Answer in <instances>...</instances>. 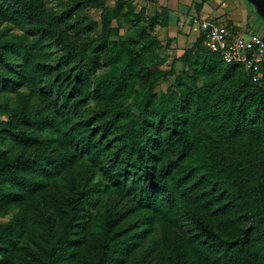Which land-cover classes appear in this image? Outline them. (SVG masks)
I'll return each mask as SVG.
<instances>
[{
	"label": "trees",
	"instance_id": "obj_1",
	"mask_svg": "<svg viewBox=\"0 0 264 264\" xmlns=\"http://www.w3.org/2000/svg\"><path fill=\"white\" fill-rule=\"evenodd\" d=\"M245 2L264 26L256 7ZM0 16L58 32L82 64L72 86L80 92L83 84L94 83L100 98L96 113L102 117L99 129L89 124L90 116L72 119L76 106L64 105L69 96L60 85L56 94L50 91L54 113L26 102L7 109L0 131L21 148L0 147V216L14 211L0 222V264H127L130 253L129 264H264V73L253 80L241 64L208 49L198 34L180 57L187 70L156 91L175 69L173 63L152 68L142 59L143 51L159 44L147 30L151 21L131 36L113 38L118 29L111 23L120 12L107 8L98 36L77 43L60 34L56 23L62 15L51 13L45 0H0ZM105 51L108 69L96 74ZM31 57L24 40L0 38V91L31 85L36 72ZM18 63L21 68L15 69ZM89 92L82 91L86 99ZM112 185L136 195L141 217L132 225L137 229L120 237L114 226L125 211L106 207L90 245L78 233L79 222L91 214L103 186ZM51 186L63 199L55 201L60 225L47 239L35 240L30 260L19 240L30 232L31 204ZM179 215L197 230L189 253L168 236L167 221ZM241 218L248 222L241 233L223 229ZM156 225L161 239L153 233Z\"/></svg>",
	"mask_w": 264,
	"mask_h": 264
},
{
	"label": "rangeland",
	"instance_id": "obj_2",
	"mask_svg": "<svg viewBox=\"0 0 264 264\" xmlns=\"http://www.w3.org/2000/svg\"><path fill=\"white\" fill-rule=\"evenodd\" d=\"M45 2L51 13L62 15V20L56 23L60 34L69 36L77 43L90 41L98 36L101 28L100 16L107 8L116 7L120 12V16L113 18L111 23L118 29L113 38H126L135 34L142 24L145 23L148 27L150 21L154 23V26L147 30L150 35L157 37L159 44L153 50L143 51L141 57L152 68L169 66L173 63L175 69V73L162 81L156 87V91L166 89L175 74H181L188 68L187 62L180 57L198 35L197 27L191 23L192 16L216 19L221 23L232 22L246 29L260 32L264 30L261 20L254 12V7L247 5L245 0H45ZM0 38L27 42L32 52L31 62L35 64L36 70L32 76L31 85H22L17 90L0 91V120L7 119V109H12L24 102L28 106H38L54 113L56 102L50 91L56 94V85H60L65 87L69 96V101L64 105L70 106L71 109L73 105L76 106L72 119H85L90 116L89 124L99 129L102 117H99L96 111L100 108V98L92 91L94 83L88 82L82 86V91L90 88L87 99L82 91L74 89L72 86L74 75L82 64L68 52L58 32L36 30L0 16ZM143 40L144 37H140L136 44L140 46ZM105 55H109V51L103 52L96 74H102L108 69ZM14 66L15 69L21 68L19 63ZM88 79H93L92 73L88 75ZM186 81L190 82V79L187 78ZM198 83L202 85L204 80L200 79ZM115 137L110 142L111 146L114 144ZM0 147L16 152L21 145L10 139L8 134L0 131ZM108 154L115 157V153ZM57 199L59 200L56 201ZM55 201L63 202L61 191L56 186H51L31 204L30 232L19 240L21 251L30 260H33V252L37 247L35 240H45L58 230L61 217ZM106 207H113L114 212L125 211L123 219L114 226L119 230L120 237H126L137 229L132 222L141 215V212L137 208L136 195L133 191H129L126 187L119 188L112 185L107 189L103 186V190L97 194L93 202L91 214L83 215L78 225V233H84L90 245L96 234L94 224ZM13 212L0 216V222L7 221ZM167 224L168 236L173 241L180 242L188 253L191 252L192 243L198 237L193 223L185 216L179 215L167 221ZM247 225L246 219L241 218L235 225L223 229L228 234L232 232L238 234ZM153 233L157 239L163 237L159 225L154 227ZM260 245L264 253V244L260 243ZM90 250L94 248L90 246ZM133 257L134 253H130L126 263L129 264ZM81 263L84 264V261L81 260Z\"/></svg>",
	"mask_w": 264,
	"mask_h": 264
},
{
	"label": "built area",
	"instance_id": "obj_3",
	"mask_svg": "<svg viewBox=\"0 0 264 264\" xmlns=\"http://www.w3.org/2000/svg\"><path fill=\"white\" fill-rule=\"evenodd\" d=\"M191 23L203 35L205 46L228 63H239L259 81L264 73V33L238 24L192 16Z\"/></svg>",
	"mask_w": 264,
	"mask_h": 264
},
{
	"label": "water",
	"instance_id": "obj_4",
	"mask_svg": "<svg viewBox=\"0 0 264 264\" xmlns=\"http://www.w3.org/2000/svg\"><path fill=\"white\" fill-rule=\"evenodd\" d=\"M258 10L259 14L264 18V0H249Z\"/></svg>",
	"mask_w": 264,
	"mask_h": 264
},
{
	"label": "flooded vegetation",
	"instance_id": "obj_5",
	"mask_svg": "<svg viewBox=\"0 0 264 264\" xmlns=\"http://www.w3.org/2000/svg\"><path fill=\"white\" fill-rule=\"evenodd\" d=\"M261 25L263 26L262 22H261ZM263 27H264V26H263ZM263 32H264V30H263Z\"/></svg>",
	"mask_w": 264,
	"mask_h": 264
}]
</instances>
